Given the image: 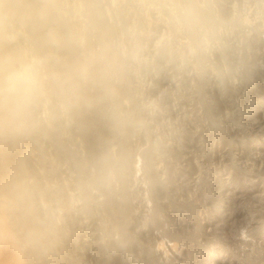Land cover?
<instances>
[{
  "label": "rangeland",
  "instance_id": "obj_1",
  "mask_svg": "<svg viewBox=\"0 0 264 264\" xmlns=\"http://www.w3.org/2000/svg\"><path fill=\"white\" fill-rule=\"evenodd\" d=\"M106 2L0 0V66L39 69L0 100V260L264 264V0Z\"/></svg>",
  "mask_w": 264,
  "mask_h": 264
},
{
  "label": "clouds",
  "instance_id": "obj_2",
  "mask_svg": "<svg viewBox=\"0 0 264 264\" xmlns=\"http://www.w3.org/2000/svg\"><path fill=\"white\" fill-rule=\"evenodd\" d=\"M39 87V69L33 64L19 62L0 66V100L15 107H26L35 98ZM5 221L0 217V232Z\"/></svg>",
  "mask_w": 264,
  "mask_h": 264
},
{
  "label": "bare ground",
  "instance_id": "obj_3",
  "mask_svg": "<svg viewBox=\"0 0 264 264\" xmlns=\"http://www.w3.org/2000/svg\"><path fill=\"white\" fill-rule=\"evenodd\" d=\"M46 1H47V0H46ZM59 1H60V0H59ZM61 1H62V5H63V6L68 2V0H61ZM71 1H72V0H71ZM99 1H100V3H105V2H106V0H99ZM108 1H109V0H108ZM46 3L48 4V8H47V9L49 10V8H50L49 5H52V4H49V2H46ZM46 3H45V4H46ZM106 3H107V2H106ZM140 3H141V1H140ZM47 4H46V5H47ZM67 4H68V3H67ZM71 4H72V3H71ZM104 5H105V4H104ZM46 7H47V6H46ZM51 7H52V6H51ZM107 7H109V6H107ZM152 8H153V7H152ZM52 9H53V8H52ZM52 9H51L50 11H52ZM106 9H107V8H106ZM108 9H110V8H108ZM149 9H150V7H149ZM149 9H148V11H149ZM155 9H156V8H155ZM156 10H157V9H156ZM199 10H200V9H199ZM46 11H47V10H46ZM50 11H49V12H50ZM148 11H147V12H148ZM54 12H55V11H54ZM105 12H106V11H105ZM151 12H153V11L151 10L150 13H151ZM154 12H155V11H154ZM154 12H153V13H154ZM156 12H157V11H156ZM159 12H160V11H159ZM107 13H108V11H107ZM150 13L148 12L147 14H148V15H151ZM108 14H109V13H108ZM109 15H110V14H109ZM214 15H215V14H214ZM50 16H51V15H50ZM52 17H53V16H52ZM53 21H54V20H53ZM60 21H61V20H60ZM150 21H151V20H150ZM65 22H66V21H65ZM151 22H152V21H151ZM153 23H154V22H153ZM153 23L151 24V23L149 22V27H150V25H153ZM58 25H59V24H58ZM154 26H155V25H154ZM156 26H157V25H156ZM152 28H153V27H152ZM151 30H153V29H151ZM151 30H149V31H151ZM149 33H150V32H149ZM248 34H249V33H248ZM148 35H149V34H148ZM155 36H156V34H155V32H153L149 37H147L148 41L150 40V42H151V40H152L153 38L156 39ZM247 37H248V36H247ZM258 37H259V36H258ZM238 40H239V39H238ZM146 41H147V40H146ZM148 41H147L146 43H148ZM152 41H153V40H152ZM235 41H236V40H235ZM239 41H240V40H239ZM153 42H154V41H153ZM155 42H156V41H155ZM157 43H158V42H157ZM148 45H149V44H148ZM155 45H156V43H155ZM149 46H150V45H149ZM153 47H154V46H153ZM153 47H152V49H153ZM121 48H122V47H121ZM147 48H148V47H147ZM154 48H155V47H154ZM148 49H149V48H148ZM239 49H240V48H239ZM121 50H122V49H121ZM122 51H123V50H122ZM122 51H121V52H122ZM244 54H245V53H244ZM38 62H39V61H38ZM36 65H37V64H36ZM138 65H139V64H138ZM193 67H194V66H193ZM141 71H142V70H141ZM162 78H163V77H162ZM146 81H147V79H142V82L139 83L140 86H141V87H140V90H141L140 93H143V92H144V91H143V90H144V87H145L146 84L148 83V82H146ZM149 81H150V80H149ZM139 84H138V85H139ZM151 85H152V84H151ZM132 86H133V85H132ZM168 86H170V85H168ZM146 87H147V86H146ZM148 87H149V84H148ZM138 88H139V87H138ZM138 90H139V89H138ZM142 91H143V92H142ZM163 92H164V91H163ZM172 92H173V91H172ZM152 93H153V92H150V89H148V94H149V95H152ZM148 94H147V95H148ZM154 96H156L155 93H154ZM241 96H242V95H241ZM139 98H140V97H139ZM139 102H140V101H139ZM171 103H172V102H171ZM175 103H176V102H175ZM177 104H178V103H177ZM174 105H175V104H174ZM174 105H173V103H172V106H173V107H175ZM166 106H167V105H166ZM182 107H183V106H182ZM178 108H179V107H178ZM238 108H239V107H238ZM176 110H177V109H176ZM34 112H36V111H34ZM48 112H49V111H48ZM33 114H34V113H33ZM167 114H168V113H167ZM46 115H47V113H46V110H45V108H44L43 111L37 116V118H38L37 120H39V121H43V119L46 117ZM189 115H190V114H189ZM47 116H48V115H47ZM56 116H57V115H56ZM61 116H62V115H61ZM53 117H54V116H53ZM191 117H192V116H191ZM50 118H51V117H50ZM160 118H161V117H160ZM166 118H167V117H166ZM169 118H170V117H169ZM171 118H172V117H171ZM34 119H35V118H34ZM162 120H163V119H162ZM164 120H165V119H164ZM164 120H163V121H164ZM261 120H262V119H261ZM45 121H46V120H45ZM155 121H156V120H155ZM155 121H154V122H155ZM160 121H161V119H160ZM165 121H166V120H165ZM40 123H41V122H40ZM46 123H47V121H46ZM46 123H45V124H46ZM52 123H53V122H52ZM157 123H158V122H157ZM2 124H3V123H2ZM6 124H7V123H6ZM41 124H43V123H41ZM45 124H44V125H45ZM168 124H169V122H168ZM47 125H48V124H47ZM47 125H45V126H47ZM159 125H160V124H159ZM163 125H164V124H163ZM260 128H261V127H260ZM10 130H12V129H10ZM201 130H202V129H201ZM8 131H9V130H8ZM4 133H5V132H4ZM9 133H11V132H9ZM155 133H156V132H155ZM12 135H13V134H12ZM135 135H136V134H135ZM136 136H137V135H136ZM12 137H13V136H12ZM136 138H137V137H136ZM121 139H122V138H121ZM13 140H14V139H13ZM255 140H256V139H255ZM6 141H7V140H6ZM129 141H130V140H129ZM131 141H132V140H131ZM1 142H2V141H1ZM132 142H133V141H132ZM10 143H11V142H10ZM117 145H118V144H117ZM2 146H3V145H2ZM2 146H1V149L5 150V149H4V146H3V147H2ZM74 146H75V145H74ZM135 146H136V145H135ZM154 146H155V145H154ZM170 146H171V145H170ZM177 146H178V145H177ZM136 147H137V146H136ZM180 147H181V146H180ZM199 147H200V146H199ZM133 148H134V147H133ZM164 148H165V147H164ZM181 148H182V147H181ZM168 149H169V148H168ZM176 149H177V148H176ZM119 150H120V149H119ZM168 152H169V151H168ZM190 152H191V151H190ZM4 153H5V152H4ZM115 154H116V153H115ZM138 155H139V154H138ZM140 155H141V154H140ZM53 157H54V156H53ZM180 157H181V156H180ZM246 157H247V156H246ZM31 159H32V158H31ZM31 159H29V163H27V164H29V166H31V167H29V168H31L32 171H35L36 174H37L38 172L41 173L42 176H43L44 178H46V179H44L45 181H46L48 178H50L49 175H50L51 173H48V172H50V171L47 170V171H48V172H47L46 170H45V171L37 170L36 165H35L36 162H35V161L32 162ZM245 159H246V158H245ZM169 161H170V160H169ZM182 161H183V160H182ZM220 161H221V160H220ZM36 164H37V163H36ZM241 164H242V163H241ZM253 165H254V164H253ZM38 168H40V167L38 166ZM44 169H45V168H44ZM50 169H51V168H50ZM51 170H53V169H51ZM191 172H192V171H191ZM52 174H53V173H52ZM225 174H226V173H225ZM53 175H54V174H53ZM134 175H135V174H134ZM228 175H229V174H228ZM135 176H136V175H135ZM54 177H55V176H54ZM63 177H64V176H63ZM49 180H50V179H49ZM53 180H54V179H53ZM220 180H221V179H220ZM260 181H261V180H260ZM48 182H49V181H46L45 183H48ZM135 182H136V181H135ZM195 182H196V180H195ZM50 183H51V182H50ZM60 184H61V183H60ZM60 184H59V182H58V178H57V176H56V177H55V182H54V184H52V186H50V185L48 184V185L50 186V187L48 186V187H49V188H48V189H49L48 191H49V193H50L49 195H51V193H52L51 191H53V193H55V195H57L56 193H59V192H60V190H59V188H60L59 185H60ZM184 184H185V183H184ZM9 185H10V184H9V182H8V179H7L6 177L0 175V188H1V187H4V188L7 187V188H8ZM46 185H47V184H46ZM137 186H138V185H137ZM194 186H195V185H194ZM251 186H252V185H251ZM61 187H62V186H61ZM254 187H255V186H254ZM256 187H257V186H256ZM68 188H69V187H68ZM130 188H131V187H130ZM135 188H136V187H135ZM1 189H2V188H1ZM5 189H6V188H5ZM5 189H4V190H5ZM45 189H46V188H45ZM141 189H142V188H141ZM4 190H2V191H4ZM8 190H9V189H8ZM127 190H128V189H127ZM6 191H7V190H6ZM174 192H175V191H174ZM0 193L3 194L1 191H0ZM68 193H69V192H68ZM72 194H73V193H72ZM45 195H46V194H45ZM45 195H44V196H45ZM58 195H59V194H58ZM61 195H62V194L60 193V196H61ZM47 196H48V195H47ZM51 196H54V195L52 194ZM60 196H58V197H60ZM66 196H67V195H66ZM71 196H72V195L67 196V199L69 200L70 198H72ZM126 196H127V195H126ZM141 196H142V195H141ZM254 196H255V195H254ZM48 197H49V196H48ZM77 197H78V196H77ZM145 198H146V197H145ZM255 198H256V197H255ZM60 199H61V198H60ZM45 200H46V199H45ZM57 200H58V199H57ZM57 200H56V201H57ZM62 200H63V199H62ZM65 200H66V199H65ZM46 201H47V200H46ZM43 202H44V201H43ZM48 202H49V201H48ZM50 202H51V201H50ZM59 202H60V200H59ZM59 202H58V203H59ZM70 202H71V201H70ZM75 202H76V201H75ZM75 202H71V205H72L71 207H72V208L75 207V204H78V202H76V203H75ZM130 202H131V201H130ZM135 202H136V201H135ZM137 202H138V201H137ZM46 203H47V202H46ZM62 203H63V202H62ZM74 203H75V204H74ZM27 204H28V203H27ZM50 204H51V203H50ZM50 204H49V205H50ZM130 204H131V203H130ZM41 206H42V205H41ZM54 206H55V205H54ZM57 206H58V204H57ZM60 206H61V205H60ZM60 206H59V207H60ZM43 207H44V206H43ZM48 207L50 208V206H48ZM46 208H47V207H46ZM46 208H45V209H46ZM60 208H61V207H60ZM68 208H69V207H68ZM141 208H142V207H141ZM57 209H58V208H57ZM62 209H63V208H62ZM78 209H79V208H78ZM130 209H131V208H130ZM1 210H2V209H0V211H1ZM49 210H50V209H49ZM68 210H69V209H68ZM60 211H61V210H60ZM62 211H63V210H62ZM150 211H151V210H150ZM129 212H130V211H129ZM44 213H45V212H44ZM44 213H43V214H44ZM46 213H47V212H46ZM48 213H49V212H48ZM131 213H132V212H131ZM0 214H3V213L0 212ZM204 215H205V214H204ZM43 216H44V215H43ZM46 216H47V215H46ZM0 217H3V219H4V221H5V228L7 229V232H3V231H2L1 234H0V236L2 235L1 237L4 236V237H6V238L8 237V239H9V238H11V235H10V234H13V237H16V235H17V234H15V231H16V230H14L13 227H12V224H13L14 222L11 223L10 216L7 215V214H6V215L4 214V215H1ZM6 217H7V218H6ZM49 217H50V216H49ZM53 217H54V216H53ZM60 217H61V216H60ZM203 219H204V218H203ZM124 220H125V219H124ZM127 220H128V219H127ZM252 220H253V219H252ZM201 221H202V220H201ZM50 222H51V221H50ZM48 223H49V222H48ZM142 224H143V223H142ZM200 224H201V223H200ZM210 224H211V223H210ZM52 226H53V225H52ZM252 227H253V226H252ZM39 228H40V227H39ZM37 229H38V228H37ZM4 231H5V230H4ZM35 233H36V232H35ZM87 233H88V232H87ZM89 233H90V232H89ZM28 235H29V234H28ZM57 235H58V234H57ZM87 235H88V234H87ZM24 236H25V235H24ZM4 237H3V238H4ZM26 237H27V236H26ZM3 238H0V239L2 240ZM16 238H18V237H16ZM86 238H87V237H86ZM84 239H85V238H84ZM109 240H110V239H109ZM1 242H4V244L6 243V241H0V244H1ZM9 242H10V241H9ZM75 242H76V241H75ZM4 244L2 243V247H3L2 252H4V250H5V252H9V251L11 250V248H10V246H9L10 243H6L5 245H4ZM7 244H8V245H7ZM57 244H58V243H57ZM72 244H73V243H72ZM171 245H172V244H171ZM173 245H174V244H173ZM71 246H72V245H71ZM164 246H165V245H164ZM176 246H177V245H176ZM2 247H0V249H1ZM23 247H24V246H23ZM72 247H73V246H72ZM170 247H171V246H170ZM160 249H161V248H160ZM162 249H163V248H162ZM23 250H24V249H23ZM170 250H171V249H170ZM179 250H180V249H179ZM0 251H1V250H0ZM172 251H173V250H172ZM11 252H12V251H11ZM5 254H6V253H5ZM22 254H23V253H22ZM76 257H77V256H76ZM23 260L25 261L26 264H32V263L29 261L30 258H29V256H28V254L26 253V251L24 252ZM169 260H170V259H169ZM29 262H30V263H29ZM15 263H16V262H15ZM161 263H162V262H161ZM0 264H14V262H13L10 258H7L6 261H5V258H4V261H1V260H0Z\"/></svg>",
  "mask_w": 264,
  "mask_h": 264
}]
</instances>
